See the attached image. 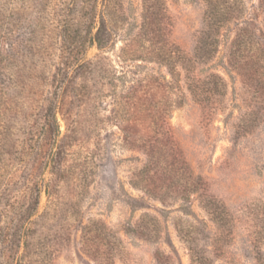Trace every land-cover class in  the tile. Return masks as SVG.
Segmentation results:
<instances>
[{
  "label": "trees",
  "instance_id": "16d2710c",
  "mask_svg": "<svg viewBox=\"0 0 264 264\" xmlns=\"http://www.w3.org/2000/svg\"><path fill=\"white\" fill-rule=\"evenodd\" d=\"M163 1L143 0L139 33L115 51L117 40L107 20L113 19L112 0L104 1V9L100 0H69L62 9L51 0H0V264H50L77 226H82L86 253L99 264H114L122 244L117 233L101 219L83 224L80 218L106 153L104 132L112 126L123 131L125 146L147 157L132 172L135 187L164 203L180 193L189 199L203 188L193 180L168 119L180 103L173 90L181 65L190 91L201 101L227 94L221 74L201 76L195 66L214 59L222 29L230 23L236 32L229 64L254 100L252 122L264 118V0L251 7L245 0H203L204 26L189 56L166 35ZM33 28L46 35L37 36ZM93 47L98 52L90 56ZM111 52L122 61L162 64L171 79L149 73L130 80ZM174 168L185 170L190 181L180 185ZM43 192L47 203L41 211ZM202 194L205 209L219 224H228L225 208ZM141 226L139 234L150 238ZM160 234L155 223L151 236ZM183 236L189 238L193 264H210L190 232ZM155 256L164 262L159 251Z\"/></svg>",
  "mask_w": 264,
  "mask_h": 264
},
{
  "label": "rangeland",
  "instance_id": "374dc122",
  "mask_svg": "<svg viewBox=\"0 0 264 264\" xmlns=\"http://www.w3.org/2000/svg\"><path fill=\"white\" fill-rule=\"evenodd\" d=\"M69 0H51L56 9H62ZM100 0V9H104ZM110 24L119 47L135 37L143 23V0H112ZM248 6L257 0H245ZM161 10L166 35L192 55L196 39L205 21L203 0H164ZM63 12V11H62ZM61 12V13H62ZM36 15L31 11V18ZM53 17V16H52ZM32 19H29L32 21ZM57 20V24H58ZM33 27V25H32ZM38 36L46 34L38 32ZM236 24L222 29L221 45L209 63L195 66L204 76L211 71L221 74L227 82V94L210 101L192 93L187 83V72L179 66L180 76L174 88V100L180 101L169 115L173 134L183 157L193 172V180L201 182L199 192L189 199L180 193L170 196L166 203L160 198L135 187L132 172L147 161L143 151L129 149L124 144V133L118 126L104 132L106 153L82 203L81 220L101 219L121 239V249L114 264H193L188 236L197 241V248L206 252L210 264H264V118L258 122L249 117L251 100L240 73L229 64V50L235 37ZM96 47L89 50L93 56ZM121 71H129L128 79H139L149 73L171 79L166 66L157 62L122 61L117 52H111ZM62 131L66 129L60 116ZM252 126L248 127L247 124ZM180 185L190 181L185 170L175 168ZM207 193L230 214V222L221 225L203 206ZM47 203L43 192L41 208ZM145 221L141 219L145 217ZM159 225L158 237L154 234ZM141 224L150 231V238L139 234ZM140 225V226H139ZM136 232H134V230ZM182 229V232H181ZM262 232V233H260ZM82 226L73 230L69 245L61 248L50 264H99L82 246ZM164 255L159 262L155 253ZM167 258V259H166Z\"/></svg>",
  "mask_w": 264,
  "mask_h": 264
}]
</instances>
